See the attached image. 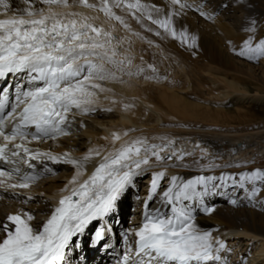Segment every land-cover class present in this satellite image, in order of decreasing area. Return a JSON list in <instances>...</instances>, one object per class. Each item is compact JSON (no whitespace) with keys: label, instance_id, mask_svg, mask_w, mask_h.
<instances>
[{"label":"snow or ice","instance_id":"snow-or-ice-1","mask_svg":"<svg viewBox=\"0 0 264 264\" xmlns=\"http://www.w3.org/2000/svg\"><path fill=\"white\" fill-rule=\"evenodd\" d=\"M22 2L26 7L13 9L10 0H0V16L4 17L0 18V79H22L14 100H10L7 89H0V199H5L2 194L6 193L22 205L33 201L31 194L21 199L22 190L35 185L42 174H53L46 162L71 166L74 172L42 224H34L35 216L23 208L7 215L0 224V264H66L75 238L83 235L93 221L111 216L136 177L157 168L161 170L152 172L140 226L120 233L115 264H226L221 255L228 251L225 242L201 228L196 209L210 215L215 209L204 205V197L227 187L243 190L241 199L251 207L264 209V199H257L264 187V170L241 172L238 177L201 174L186 180L173 175L167 188L159 192V206L149 208L169 167L187 168L189 164L184 161L192 157V164L203 173L221 167L217 157L199 142L191 151L178 148L177 139L166 135L151 140L138 136L116 147L122 139L117 132L111 134L110 150L89 148L78 159L69 152L55 154L30 147L69 136L73 123L69 116L97 111L100 94L112 92L105 84H124L125 76L157 82L166 79L154 64L143 67V57L141 64H133L128 54L132 44L129 37L158 45L134 31L126 16L143 32L170 38L188 49L196 48L197 37L186 28H177V18L188 11H198L205 19L213 17L202 10V5L194 6L188 0H164V7L144 0ZM37 3L43 7H36ZM76 8L83 11L72 10ZM101 15L109 25L107 29L95 23ZM116 25L127 35L117 39L113 34ZM250 25L244 28L249 35L239 49L229 42L230 50L248 62H258L264 60V38L256 42V21H250ZM149 71L151 75L146 74ZM130 107L124 105L125 109ZM128 135L123 133L124 137ZM195 149H199L198 158ZM93 160L97 163L88 174L87 166ZM37 165H42L39 171ZM229 203L237 206L239 201L231 199ZM106 231L98 229L95 242L112 247Z\"/></svg>","mask_w":264,"mask_h":264},{"label":"bare ground","instance_id":"bare-ground-1","mask_svg":"<svg viewBox=\"0 0 264 264\" xmlns=\"http://www.w3.org/2000/svg\"><path fill=\"white\" fill-rule=\"evenodd\" d=\"M91 1L95 2V0ZM212 1H215L213 8L219 7L218 11L226 3V7L220 11V16L222 22L231 23L217 24L218 22H214L212 23L214 32H211L210 29L208 32V30L200 31L198 27L190 26L188 22L193 23V18L188 16L187 13L176 20L177 28H186L190 34L197 37L196 48L189 50L193 53L198 52L197 58L203 60L204 65L200 69V73H197L196 70L187 71L177 64V58L173 56V51L168 46V38H155L153 34L150 33L151 35H149V33L143 32L135 21L126 16L125 19L131 24L134 31L140 32L142 36L145 35L146 40H151L158 44V48L154 52L160 56V59L154 58L156 57L155 55L152 57L144 51L147 48L142 47L144 46L143 41L135 37H129L132 44L128 54L133 57V64H141L140 58L143 57V63L154 64L158 69L160 68L159 72L161 73L159 75L166 77V79H161L157 82L145 81L142 77L129 78L125 76L123 77L126 82L124 84H105L104 86L111 88L112 92L100 94L97 111L88 115H90V118H106V120L96 121L93 119L96 126H91L89 127L90 129L86 126L88 129L80 132L78 130L79 133L75 136V139L72 138L74 135L71 134L61 137L57 141H48V143L40 144L33 143L30 147L33 149L51 150L55 154L69 152L73 158L78 159L89 148L110 150L113 147L110 143L111 134L117 132L121 134L122 139L117 142L116 147L124 140L138 136H144L151 140L154 136L166 135L177 139L176 146L178 148L183 146L184 149L191 151L193 150V145L199 142L203 147L209 149L213 157H217L216 163L220 164L221 167L203 173L200 172L197 165L192 164V157H187L184 161V163L189 164L187 168L182 166L169 167L166 171L165 179L161 182V188L158 190V194L150 208L159 206L156 203L159 199V192L167 188L168 181L173 175L186 180L201 174L219 177L223 173L238 177L241 172L253 171L257 168L264 170V120L258 124H248L249 122H254L255 118L253 119V116H250L248 112H241L237 108L242 107L244 104L258 103L256 101L258 98L248 95L250 93L248 86L252 84L256 87L255 91L257 93H263L264 71L259 68L252 70L249 66L242 68L236 65L234 61L228 58L225 52H222L217 47V44L213 45L215 38H219L216 41L224 40L222 35L225 34V26H228L235 31L236 35L232 41L234 46H238L237 43L241 39L238 31H241V26L243 28L244 25L240 24L241 19L236 15L239 10L235 5L231 4L232 1L188 0L194 6L202 5L206 7ZM10 2L13 9L26 7L22 0H10ZM69 2L71 3L72 0H69ZM144 2L151 3L149 0H144ZM152 2H157L160 7H164V0H153ZM36 7H43V5L37 3ZM72 10L83 11V9L79 8ZM117 12L123 15L119 10ZM193 13L198 15L197 17L200 15L198 11H193ZM211 13L213 14V12ZM87 14L97 15L92 12ZM0 18L4 17L0 16ZM202 18L205 19L204 17ZM205 20L209 22L210 19ZM95 23L106 29L109 27L108 24L104 23L102 15ZM115 27L116 31L113 34L117 39L127 35L119 25ZM215 32H217L218 36L215 35ZM123 47H128V45ZM143 48L145 49L143 50ZM119 51L123 52V48L119 49ZM171 55V60H169L168 56ZM260 65L264 69V61ZM224 69L228 70L229 75ZM146 74L151 75V72H146ZM240 74L245 76V78H239ZM259 99L263 98L260 97ZM112 100L116 102L113 103ZM125 104H129L131 107L125 109ZM211 104H217L218 107L211 106ZM226 104L229 107H235V109L233 111L225 110L228 108ZM108 108L112 110H102ZM124 132H128L129 135L124 137ZM78 139L82 140L83 147L77 144ZM153 142L158 143L159 141ZM195 151L198 158L199 149H195ZM206 162V160L202 161V163ZM96 163V160L89 162L87 166L88 174L91 173ZM237 164L240 167H237ZM58 165L50 163L48 167L53 169L59 167ZM226 165L232 166L228 167ZM65 168H70L71 172L68 176L63 177L64 185L67 184L74 172L71 166H66ZM159 170L161 169H150L143 175L148 173L152 175L153 171ZM55 173L45 174L46 176L40 180L44 182V178L47 180L48 178L46 179V177ZM56 175L58 176L57 173ZM145 179L148 180L149 178ZM40 180L29 189L22 190L24 195L21 199L31 194L34 197L33 204L31 201L26 207L17 206V208H23L35 216L34 224L36 222L42 224L53 207L45 198L52 197L55 204L54 199L59 197L60 190L64 187V185H60L58 187L45 188L43 186L45 184L41 183ZM150 181L151 178L148 181L149 188ZM227 188L218 189L216 194L210 193L204 197V205L215 210L210 215H205L198 207L195 212L197 223L202 229L212 231L214 237L225 242L228 251L221 255L224 257L226 264H255L254 262L264 264V211L254 209L251 206L245 207L242 201H239L237 206L231 205L229 200L238 199L240 195L245 193L241 189L232 188L228 191ZM249 188H251L250 185ZM145 194L147 196L148 192ZM2 195L5 196V199H0V201L6 204L12 201L8 198V194L3 193ZM124 199L123 194L118 204L122 203ZM257 199H264V187H262ZM142 201L144 204L145 200L142 199ZM224 202H227V204ZM240 202H242V205ZM14 203L21 205L17 202ZM35 206H39L38 211L34 209L36 208ZM119 210H121V206H119ZM16 211L8 212L7 215L14 214ZM138 212L140 213L136 216V219L140 223L142 210ZM7 215H2L0 211V224L6 221ZM242 242H245V244L242 245ZM248 247H250L249 250ZM247 251L248 253L246 254ZM93 259L94 257L90 255L81 242V248L73 251L68 256L67 264H92Z\"/></svg>","mask_w":264,"mask_h":264},{"label":"rangeland","instance_id":"rangeland-1","mask_svg":"<svg viewBox=\"0 0 264 264\" xmlns=\"http://www.w3.org/2000/svg\"><path fill=\"white\" fill-rule=\"evenodd\" d=\"M149 1H151V3H154L157 6H159V3L152 2L153 0H149ZM229 1L230 2L232 1L231 4L235 5L236 8H238L239 11L236 12V15H237V17L239 19H241L240 20L241 21L240 24L244 25L243 28L241 26V31H238V33L240 34V38L241 39L237 43L238 46H235L237 48V50L239 49L240 45L243 43V39L246 36L249 35L248 33H246L244 31V28L248 27V26H251L250 25V21H253V20L256 21L255 41L258 42V40L260 38H264V0H229ZM91 2H94V1H91ZM214 3H215V1L214 2L212 1L207 7L206 6H202V10L206 14H208V15H210L212 17L214 15L213 19H210L209 22H208L205 19H203L201 15H199V17L201 16L199 18V17H197L198 15L193 13V11H188L187 12L188 16L193 18V23L188 22V24L190 26H192V27H198V29L200 31H207L208 30V32H209L211 30V32H214V30H213L214 29V27H213L214 25L212 23H214V22H218L217 24L231 23V22H222V20H221L220 11L223 10L226 7V3H224L220 7L221 10H219V11H218L219 7L213 8V4ZM210 7H212V8H210ZM214 9H216V10H214ZM209 10L211 12H213V14ZM117 14H118V12H117ZM224 32H225V34L222 35L224 37V40L221 39V40L216 41L219 38H215L214 39L215 41L213 42V45L217 44V47L219 49H221L222 52H225L227 54L228 58L231 59L232 61H234L236 63V65H238V66H240L242 68H247L249 66L250 68H252V70H257V68H259L260 70L264 71L263 66L260 65V63L262 61H264V60H261V61H258V62H248L247 60H245L243 58L235 56L232 53V51L230 50L229 42H231V46H234V42L232 41V39L235 37L236 33H235V31L233 29H231L228 26H225V31ZM149 35H151V34L149 33ZM215 35L218 36L217 32H215ZM155 38H158V37L155 36ZM149 39H150V37H149ZM168 41H169V45L168 46L173 51V56L177 58V60H176L177 64L179 66H182V68L187 70V71L196 70L197 73H200V71H201L200 69L203 68L204 63H203L202 59H198L197 58L198 52L197 53H193L188 48H186L184 46H181L177 41H174V40H172L170 38H168ZM152 42H153L154 45H158L154 41H152ZM143 45L144 46H142V47L147 48V49L143 48V50L145 49L144 51H146V53L150 54L152 57H154V55H155L156 57H154V58L160 59V56L155 54V52H154L155 49L158 48V47L150 46L147 43H143ZM171 57H172V55L168 56V59L171 60ZM143 64H144L143 67L147 68L148 64H146V63H143ZM156 68L158 69V67H156ZM260 70H259V72H260ZM159 71H160V68L158 69V72ZM224 71L226 73H228L227 69H224ZM159 73H161V72H159ZM231 74L234 75L233 73H231ZM228 75H229V73H228ZM239 78H245V76L240 74ZM248 87H249V90H250V93L248 95L250 97L258 98L256 100L258 103L254 102V103H251V104H244V105H242V107H237V108L241 112H248V114H250V116H253L252 117L253 119L255 118L254 122H249L248 124H256V123L258 124L260 122H263V120H264V91H263V93H257L255 91L256 87L254 85H252V84H250V86H248ZM260 97H262L263 99H259ZM211 106L218 107L217 104H211ZM234 109H235V107H232V106L229 107L228 106V108H226L225 110L233 111ZM89 116L90 115L83 116V117H78V118H76V117L69 118L70 120L73 118L72 119L73 123H72V126L70 128L71 129L70 131H72V132H70V135L71 134L74 135V137H72L73 139H75V136L80 131L86 130V129H88L91 126H96V124L94 123V120H93L95 118H90ZM95 120L96 121H103V120H106V118H98V119H95ZM86 126H88V128ZM76 129H77V131H76ZM78 130H79V132H78ZM81 142H82V140L78 139L77 144H79V146L83 147L84 145ZM58 166L59 167L53 168V173L56 172L58 174V176L55 173L54 174L55 176L52 175V176L46 177V179L48 178L47 180H45V178H44V180H43L44 182H42V180H40L41 183L45 184V185H43L45 188H48V187H51V186L52 187L53 186L54 187H56V186L58 187L60 185H64V178L63 177L66 176V175L68 176L70 174L71 170H70V168H68V169L65 168L68 165L59 164ZM38 169H40V168H38ZM45 176L46 175H43V177H45ZM60 176H61V178H59ZM151 176L152 175L150 173H148V174L139 176V178L138 177L135 178V180L133 182V185L130 187L131 188V193L133 194V196L131 195V198L133 199V201H132V203H131L132 205L130 207L135 208L134 210H140L143 207V206L140 205V203H142L143 201H141V200L143 198H145V196H144V193L146 192L145 190L149 189L148 181L151 178ZM145 178H149V179L147 180ZM232 188L233 187H228L227 189H228V191H230ZM244 196H245V194L240 195V197L237 200L244 202L245 207L246 206H250L245 200L241 199ZM242 202H240L241 205H242ZM150 203H152V202H150ZM224 203L227 204V202H224ZM32 204H33V201H32ZM0 205H1L0 206L1 214L4 215V216H6L8 212H12V211L21 209V208H17V206L26 207V205H22V204L19 205V204L14 203L13 201H11L8 204H6L5 202L0 201ZM29 206H27V208H29ZM39 206L38 207L35 206L36 208H34V209H36L38 211L39 210ZM252 208H254V207H252ZM254 209H258L259 210V208H254ZM260 210L264 211L262 209H260ZM136 225H138V224L134 225L135 228L139 227V226H136ZM243 244H245V242H242V245ZM249 249H250V247H248V250ZM247 253H248V251L246 252V254ZM254 263L257 264L256 262H254ZM236 264H241V263H236Z\"/></svg>","mask_w":264,"mask_h":264}]
</instances>
